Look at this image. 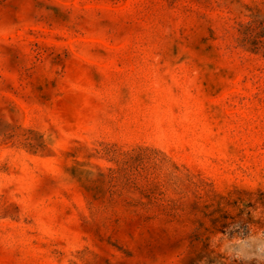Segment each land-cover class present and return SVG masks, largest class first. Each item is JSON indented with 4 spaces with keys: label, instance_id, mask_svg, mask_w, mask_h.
Returning a JSON list of instances; mask_svg holds the SVG:
<instances>
[{
    "label": "rangeland",
    "instance_id": "374dc122",
    "mask_svg": "<svg viewBox=\"0 0 264 264\" xmlns=\"http://www.w3.org/2000/svg\"><path fill=\"white\" fill-rule=\"evenodd\" d=\"M0 264H264V0H0Z\"/></svg>",
    "mask_w": 264,
    "mask_h": 264
}]
</instances>
